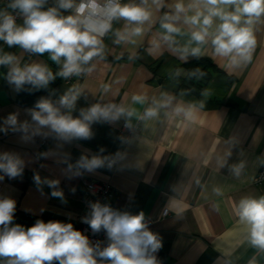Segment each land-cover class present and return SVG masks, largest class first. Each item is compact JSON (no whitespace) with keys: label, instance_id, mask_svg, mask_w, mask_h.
<instances>
[{"label":"crops","instance_id":"crops-1","mask_svg":"<svg viewBox=\"0 0 264 264\" xmlns=\"http://www.w3.org/2000/svg\"><path fill=\"white\" fill-rule=\"evenodd\" d=\"M177 2L124 0L123 5H140L151 13L140 25L141 35L117 43L118 31L136 25L114 20L102 37V54L68 80L58 74L63 58L57 63L48 52L31 57L19 45L0 46V57H15L12 64H0V157L21 162V173L14 178L0 171V200L15 202L8 227L27 230L37 221L84 225L92 211L85 200V183L93 178L113 186L114 211L144 214L147 229L160 241L150 253L157 264H264V250L250 243L247 226L236 212L242 199L264 197V188L256 184L264 164V16L253 25L256 44L250 59L232 65L215 54L210 40L193 55L190 49L197 45L189 44L192 29L182 21L174 43L162 40L161 20L174 14ZM182 2L188 5L192 0ZM58 5L59 0H46L41 10L55 7L62 16L74 14ZM0 12L10 14L11 9L0 3ZM23 24L21 14L18 26ZM202 58L212 63L203 92L181 89L178 80L188 74L186 64ZM32 64L44 65L53 74L54 79L39 89L48 93L44 99L61 114L80 118L82 110L97 104L115 105L125 114L91 123L88 139L61 138L32 118L35 107L19 101L27 83L17 90L9 82L12 67ZM69 92L78 94L71 109L59 103ZM149 108L155 116H145ZM11 116L15 124L9 122ZM126 122L140 123L141 129L122 143ZM117 153L121 159L109 167ZM82 157H98L104 164L88 171L79 166ZM50 181L57 182L55 187ZM53 191L62 197L53 196ZM164 209H169L166 217ZM4 227L0 225V231ZM9 259L0 257V264ZM99 264L110 260L100 258Z\"/></svg>","mask_w":264,"mask_h":264},{"label":"clouds","instance_id":"clouds-1","mask_svg":"<svg viewBox=\"0 0 264 264\" xmlns=\"http://www.w3.org/2000/svg\"><path fill=\"white\" fill-rule=\"evenodd\" d=\"M45 2L12 0L9 7L23 15L24 24L18 26L13 15L0 12V40L9 46L19 45L29 52H48L52 61L57 63L63 58L62 70L58 74L65 78L79 75L86 70L83 65L102 54V37L111 31L114 20L123 18L129 25H136L116 33V42L119 43L141 35L143 29L140 25L151 17L145 7L122 5L120 0H80L78 4L75 0H59L60 9L74 10V14L68 16H62L55 7L42 11ZM146 3L147 0H142V4ZM189 12L193 14L188 15ZM262 16L264 0H192L188 5L178 0L174 14H166L161 20V28L164 29L162 40L174 43L175 35L181 33L178 24L182 21L192 29L189 44L197 45L190 49L193 55H198L200 46L210 40L216 55L237 65L250 59L256 44L253 25ZM217 20L219 23H214ZM184 51H189V48L185 47ZM14 61L15 57L11 55L0 57V64H12ZM53 79L51 71L41 64L23 68L15 66L9 72V82L15 84L17 90L26 83L35 88L46 87ZM77 95L66 93L61 97L60 105L71 109ZM36 109L32 118L42 126H50L66 140L88 139L91 123L114 121L125 114L123 108L115 105L102 107L97 104L87 111L82 110L80 118L74 119L71 115L61 114L60 109L46 99H41ZM179 111L182 109L178 108ZM155 115L156 111L152 108L145 113L147 117ZM9 122L15 124V116L9 117ZM20 163L18 159L5 155L0 157V171L14 178L21 173ZM103 164L104 160L98 157L90 160L82 157L79 162V166L88 171ZM35 179L40 182L39 177ZM48 183L50 187H55L57 182ZM52 195L62 197L59 191H53ZM91 208V217L85 218V222L93 232H99L101 228L106 230L111 241L98 253L99 257L110 260V264H157L150 253L161 246L160 241L147 229L142 212L138 215L121 213L99 203ZM14 210L13 200H0V225L5 226L0 231V257H9L7 264H51L53 260L59 261V264H97L95 249L86 236L74 230L71 223L37 221L27 230L20 225L8 227ZM236 212L241 223L247 226L250 243L264 250V197L242 199Z\"/></svg>","mask_w":264,"mask_h":264},{"label":"built area","instance_id":"built-area-1","mask_svg":"<svg viewBox=\"0 0 264 264\" xmlns=\"http://www.w3.org/2000/svg\"><path fill=\"white\" fill-rule=\"evenodd\" d=\"M124 0H120V3L123 5ZM0 3H3L9 6L12 3V0H0ZM10 15H13L16 20V24L18 25L21 14L18 10H13L11 7ZM113 23V22H112ZM0 46H8V44L0 40ZM29 52V51H28ZM37 53L29 52V56H35ZM62 67H60V71ZM62 77V76H61ZM64 80H68L69 77H62ZM141 129L140 123H124L120 137L122 143H127L130 135ZM121 159V153H117V155L108 161V165L115 166L119 160ZM256 184L264 188V164L262 165L257 179ZM85 200L89 207L93 204L99 203L102 206H108L113 210V201H114V188L108 181L99 180V179H89L85 183ZM126 212V211H125ZM124 213V212H123ZM169 214V209H164L162 215L166 217ZM74 230L80 231L82 235L86 236L90 246L95 249V258L97 260V264H99L100 258L98 253L102 251L104 248L108 247L110 244V240L108 238L106 230L101 228L99 232H93L90 225L85 223L82 226L74 228Z\"/></svg>","mask_w":264,"mask_h":264},{"label":"trees","instance_id":"trees-1","mask_svg":"<svg viewBox=\"0 0 264 264\" xmlns=\"http://www.w3.org/2000/svg\"><path fill=\"white\" fill-rule=\"evenodd\" d=\"M211 64L212 63L206 58L187 63L188 74L184 78L178 80L179 87L189 93L201 94L211 79V73L207 69ZM47 94L45 90L27 84V86L20 91L19 101L22 104L36 108V104L41 99H44Z\"/></svg>","mask_w":264,"mask_h":264}]
</instances>
